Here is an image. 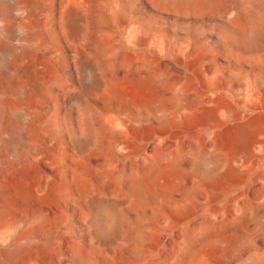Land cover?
Segmentation results:
<instances>
[{"label":"bare ground","instance_id":"obj_1","mask_svg":"<svg viewBox=\"0 0 264 264\" xmlns=\"http://www.w3.org/2000/svg\"><path fill=\"white\" fill-rule=\"evenodd\" d=\"M190 1L194 0H176L177 3L183 6L187 2L189 4ZM206 1L214 2L216 0ZM247 2L248 0H244L241 2V5L244 8L246 18H249L248 22L250 20H252L250 21L251 23L253 20L258 21V25L253 30L251 37H249L254 39V42L248 48L260 49L259 51H261L264 50V19L261 18L260 14L262 11L250 8L248 6L250 3ZM125 14V9L119 7L113 9V15L118 16L117 20L120 22H123L124 18H126ZM239 14L234 15L235 17L232 18L238 20ZM112 20L113 16L109 12L108 0H0V264H20L22 260L19 261V258L21 257H26V264H64V258L65 261L68 260V264H92L83 254L81 248L79 247V250L76 245L68 246L63 252L58 249L60 247L61 235L66 231L72 230L71 215L69 216L68 214L70 213L67 214V212L73 206L74 198L72 197L71 189L78 179L80 172V168L72 166L76 165L80 167L84 155L91 149L97 148L101 142V138H103V136H100L101 129L96 126V122L94 121L93 104L102 92L110 94H117L119 92L118 86L121 84V79L119 78L120 67L125 65L145 66L148 67V70L149 68L154 69L156 67V54L160 53L161 55L163 52L161 41L146 42L144 40L146 37L141 36L142 33L139 28L135 30L134 35L126 46L123 45L121 49L114 48L108 41L106 33V27L111 24ZM228 21L230 22L231 20ZM240 23L242 22L240 21ZM243 37L245 36L239 33V35L233 38V42H235V47L237 46L244 51V49L248 48L241 43L242 39H245ZM153 40L155 39L153 38ZM201 54L203 53L201 52ZM198 57H196V61ZM218 66H216L217 69L219 68ZM214 70L213 72H215ZM221 75L223 76L224 74L216 73L212 78H210L212 75L209 76L207 80L210 83L217 82L222 78ZM162 79L163 77L159 75L156 76L155 81L156 83H161ZM263 82L259 85L262 89H264ZM189 83V86L193 85V81ZM192 90V86L189 89L187 88V91L183 90L184 92L182 91L180 98L185 97L188 100V96ZM192 93L194 92L192 91ZM200 93L198 92V95H196L197 99L191 105L180 104L181 106L174 116L165 115L166 124L181 123L189 125L200 120L209 119L213 116V113L218 117L217 123H222L231 117V111L233 110L230 108L232 107L226 109L228 107H222L223 103L220 106L216 95L210 94L211 96L206 99L202 94L199 95ZM224 96L225 101L226 99L229 100L228 97L226 98V95ZM247 108L251 109L250 106ZM123 114L121 110H117L114 114H110V110L102 112L105 128L113 131L111 135L117 134L125 139L123 140L126 147L122 150H127V152L121 151L123 154L119 152L118 157H126L124 154L126 152V155L128 153L130 158L133 155H139V164L144 165L148 169L155 165L157 166V163L164 157V150L160 146H155L153 149L143 148L141 144L143 136H146L147 133H151L153 130L152 123L157 115L151 114L145 116L141 110H137L126 118L122 116ZM253 129L248 123L239 127V130L237 129L238 131L232 137L226 136L224 138L225 135L222 137L218 136L217 133V136L210 137L214 155L220 157L222 162L221 169L218 172L209 174L205 179V182L213 188L211 191H207L206 194L204 193L208 200L212 197V194L214 195V189L224 192L231 184L234 186L233 183L242 174L246 173L243 167L247 165V161L243 162L242 160L239 164L235 163L230 154L247 142L246 140L249 134L253 132ZM156 132L158 133V131ZM179 136L181 137L178 140L176 139L177 153L181 152L188 141L199 143L194 136L192 137L187 132L183 135L179 134ZM175 138L177 137L175 136ZM201 144H198V148H201ZM260 148L264 149V142L261 143ZM69 153H71L70 155H75L71 158L72 160L70 159V155H68ZM118 161L122 162L123 160ZM258 161L263 162L264 157ZM83 166H85V163ZM31 168L36 169L37 173L29 177L28 173ZM249 168L247 169L248 172ZM80 175L83 177L85 174ZM253 181L261 185L263 184V188H261V192L258 194L264 205V172L258 174L255 178L253 177ZM245 186L242 184V187L245 188ZM136 191L133 193L135 197L141 193ZM90 193L93 194L96 191ZM98 196L100 197L99 193ZM99 197L93 199V206L91 207L93 208L92 213L94 212L93 219L96 225V233L106 242L113 243L118 237L123 236L121 227L124 217L117 211L119 200L118 202L114 200L107 201ZM216 197L218 196L216 195ZM30 205L36 206L37 209L33 210ZM182 205L184 204L182 203ZM231 205L233 206V204ZM158 210L157 212H162L165 215L166 224L170 225L172 224V217L177 219L185 218L193 211V208L190 205L178 206L175 203L173 205L171 203L161 210L158 208ZM105 214H112L115 217V224L111 231L100 227L101 224L99 223ZM260 214L258 215L261 219ZM200 215L205 218V222L201 223L196 232H190L186 229L183 232V236L181 235L182 241L179 243V246L175 250V247L173 248V254L176 255V252H184V249H189L187 245L190 244L192 239L199 234L205 233L209 229L208 225L210 223L212 225V222L215 223L223 218H231L235 222L239 220L242 222L243 219L245 220L251 215L255 218L257 216L254 210L247 206L245 208H238L236 206L227 208L225 204H220L215 208H211L205 204L200 210ZM209 230L212 229L210 228ZM53 246L59 251L55 249L57 251L56 259L52 260L53 258L51 257V261L47 257V252ZM88 258L90 259V257ZM198 262H200L199 264H209V261L206 260H199Z\"/></svg>","mask_w":264,"mask_h":264},{"label":"rangeland","instance_id":"obj_2","mask_svg":"<svg viewBox=\"0 0 264 264\" xmlns=\"http://www.w3.org/2000/svg\"><path fill=\"white\" fill-rule=\"evenodd\" d=\"M243 1L216 0L211 2L194 0L183 6L177 3L176 0H108L109 12L112 14L113 20L106 27V33L108 41L114 48L121 49L123 45L126 46L135 30L139 28L142 33L141 36L146 37L144 39L146 42L161 41L160 43L163 44L161 46L163 52H161L163 54H156V67L154 69L149 68L148 70V67L145 66H121L119 69V78L121 79V84L118 86L119 92L117 94L102 92L94 101L92 111L94 121L96 126L101 129L100 136H103V138H101L97 148L88 151L87 156L84 155L80 167L72 166L80 168L79 177L71 189L74 198L73 206L67 212V214L70 213L69 216L71 215L72 230L61 235L60 247L58 248L60 251H65L70 245H76L79 250L81 248L83 254L92 264H199V260L209 261V264H264V208H262L264 205L258 194L261 192L263 184L253 181V177L255 178L258 174L264 172V161H258L264 157V149L260 148L261 143L264 142V91L260 90L264 89L261 86L259 87L260 83L264 81V56H260L264 55V50L259 51L260 49L248 48L254 42V39L249 37L258 25V21L253 20L251 23L252 20H250L248 22L249 18H246L244 8L241 5ZM248 2L250 8L262 11L260 13L261 18L264 19V1L248 0ZM118 7L126 11V18L123 22L117 20L118 16L113 15V9ZM236 14H239L238 20L232 18ZM241 18L244 20L242 21ZM228 20L233 21L231 23ZM233 32L236 33L235 36L241 33L245 36L243 38L248 39H242L241 41L248 49L243 51L239 47H235ZM197 56H199V60L196 61ZM216 66L219 67V70ZM200 68L202 69L199 70ZM213 69H215V72H213ZM216 73L224 74V77L221 75V81L219 79V82H208L209 76L212 75L210 77L212 78ZM159 75L163 79L161 83H156L155 78ZM189 82L193 84L190 86H192L194 93L191 91L188 96L189 99L181 97L182 100L180 95H182L183 90L187 91V88H190ZM257 83H259L258 86ZM198 92H201L199 95L202 94L206 99L211 95H216L220 106L223 103L222 107L226 108L227 106L226 109L232 107L230 108L233 110H230L232 119L230 117L222 123L219 122V124L217 123V115L213 113V116L209 119L197 121L192 123L193 125L181 123L167 125L165 115L174 116L180 108V104L191 105L197 99ZM230 94L233 96L231 97ZM224 95L229 100L226 99L225 101ZM232 98L234 101H232ZM225 102L226 104H224ZM249 106L251 109L247 108ZM255 108L259 109L256 110ZM136 109L141 110L145 116L151 114L158 116L152 123L153 130L151 129V133H147L141 140L143 148L153 149L155 146H160L164 150L163 159L157 163V166L151 167L152 170L139 164V155H133L131 158L128 153L126 155L127 150H122L126 147L124 144L125 139L117 134L111 135L113 131L105 128L103 123L102 112L105 110H110V114L121 110L122 114L124 113L122 116L126 118L128 115L135 113ZM229 120L230 122L234 120V123H230ZM247 122L254 128L253 132L249 134L247 142L242 147L230 154L235 163L239 164L242 160L243 162L247 161V165L243 167L246 173L242 174L237 179L238 182L236 180L233 183L234 186L231 184L226 191L219 192V190L214 189V195H211L209 201L205 194L213 188L205 182V179L209 174L218 172L221 169L222 162L220 157L214 155L210 137L217 135L222 137L225 135L224 138L226 136L232 137L239 130V127L248 124ZM255 124L257 125L255 126ZM257 127L259 128L257 129ZM185 132L192 135V137L194 136L200 144L202 143L201 148H198L199 143L188 141L181 152L177 153L176 139L178 140L181 137L179 134L183 135ZM173 139L175 140L173 141ZM121 151H126L124 153L126 157H118V153ZM123 152L121 153L123 154ZM73 156L75 155H70V159ZM118 160H123V163ZM169 160L173 162L170 163ZM84 163L85 166H83ZM249 167H252V169ZM83 170L84 172H82ZM36 173L37 170L31 168L28 176L31 177ZM83 173L85 175L82 177L80 174ZM242 184L243 186L246 185L245 188L242 187ZM240 189L241 191H239ZM95 191L99 193L100 197L98 193H90ZM135 191L141 193L138 192L139 194L135 197L133 196ZM248 194L249 196H247ZM97 197L107 201L114 200L118 202L119 200L121 202H118L117 208V211L124 217L121 227L123 236L118 237V239L121 238V241L116 239L113 243L106 242L96 233V225L93 219L94 212L92 213L93 208L91 207L93 206V199ZM112 197L114 198L112 199ZM213 197L215 198L213 199ZM225 197L226 199H224ZM252 202L254 203L251 204ZM171 203L178 206L190 205L193 211L185 218L172 217V224L168 225L164 218L165 215L161 211V213L157 212V210L158 208L161 210ZM203 204L211 208H215L220 204H225L227 208L235 206L245 208L247 206L254 210L258 218L256 215V218L251 215L252 218L249 216L245 219L246 221L243 219L242 222L240 220L236 221L237 223L231 218H223L215 223L212 222V225L211 223L208 225V228L212 230L208 229L205 233L193 238L190 244L187 245L189 249H184V252H176V255L173 254L182 241L183 232L186 229L190 232H196L201 223L205 222V218L200 215V210L204 207ZM30 207L33 210L37 209L34 205H30ZM257 212L258 214L261 213V219ZM114 219L115 217L112 214L103 215L99 223L101 224L100 227L111 231L115 224ZM192 229L193 231H191ZM208 231L211 232L208 233ZM113 248L114 250H112ZM55 249L57 248L54 246L48 249L47 257L49 260L56 259V253L59 250L56 251ZM179 254L181 255L179 256ZM63 260L64 264H68V260L65 261V258ZM19 261L20 264L27 263L26 257L19 258Z\"/></svg>","mask_w":264,"mask_h":264}]
</instances>
